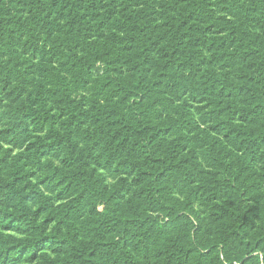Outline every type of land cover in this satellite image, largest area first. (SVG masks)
Returning <instances> with one entry per match:
<instances>
[{
    "label": "trees",
    "instance_id": "16d2710c",
    "mask_svg": "<svg viewBox=\"0 0 264 264\" xmlns=\"http://www.w3.org/2000/svg\"><path fill=\"white\" fill-rule=\"evenodd\" d=\"M250 190L264 0H0V264H264Z\"/></svg>",
    "mask_w": 264,
    "mask_h": 264
},
{
    "label": "rangeland",
    "instance_id": "374dc122",
    "mask_svg": "<svg viewBox=\"0 0 264 264\" xmlns=\"http://www.w3.org/2000/svg\"><path fill=\"white\" fill-rule=\"evenodd\" d=\"M94 74L97 73L94 72L92 75ZM248 195L251 197V203L255 206L259 215L264 216V194H259L256 191L250 190Z\"/></svg>",
    "mask_w": 264,
    "mask_h": 264
}]
</instances>
